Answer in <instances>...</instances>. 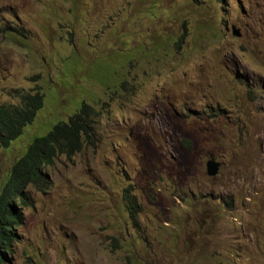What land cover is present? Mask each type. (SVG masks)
Wrapping results in <instances>:
<instances>
[{
  "label": "rangeland",
  "instance_id": "rangeland-1",
  "mask_svg": "<svg viewBox=\"0 0 264 264\" xmlns=\"http://www.w3.org/2000/svg\"><path fill=\"white\" fill-rule=\"evenodd\" d=\"M36 86L0 191L83 101L94 144L23 189L3 264H264V0H0V105Z\"/></svg>",
  "mask_w": 264,
  "mask_h": 264
},
{
  "label": "trees",
  "instance_id": "trees-1",
  "mask_svg": "<svg viewBox=\"0 0 264 264\" xmlns=\"http://www.w3.org/2000/svg\"><path fill=\"white\" fill-rule=\"evenodd\" d=\"M15 94L19 98L17 104L0 105V147H8L17 139L43 106L44 93L40 86H36L33 92L16 90ZM97 114L92 105L83 101L66 121H58L46 134L33 137L10 166L0 191V264L7 260L6 253H9L15 240L13 230L20 222L15 202L22 200L23 189L32 183L43 184L47 178L45 168L59 156L70 159L84 145L94 144L91 137ZM183 142L188 145L187 140ZM131 192V188H125L122 200L129 217L136 224L140 207Z\"/></svg>",
  "mask_w": 264,
  "mask_h": 264
},
{
  "label": "water",
  "instance_id": "water-1",
  "mask_svg": "<svg viewBox=\"0 0 264 264\" xmlns=\"http://www.w3.org/2000/svg\"><path fill=\"white\" fill-rule=\"evenodd\" d=\"M232 33L238 36L239 30L232 27ZM218 167H219V164L214 159L206 160V173H207V175H209V176L216 175Z\"/></svg>",
  "mask_w": 264,
  "mask_h": 264
},
{
  "label": "clouds",
  "instance_id": "clouds-1",
  "mask_svg": "<svg viewBox=\"0 0 264 264\" xmlns=\"http://www.w3.org/2000/svg\"><path fill=\"white\" fill-rule=\"evenodd\" d=\"M232 27H234V26H232ZM235 28V27H234ZM237 29V28H236ZM235 35V34H234ZM235 36H237V35H235Z\"/></svg>",
  "mask_w": 264,
  "mask_h": 264
}]
</instances>
